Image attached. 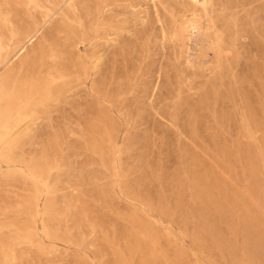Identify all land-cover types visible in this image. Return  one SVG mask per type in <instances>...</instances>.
Here are the masks:
<instances>
[{
    "label": "rangeland",
    "instance_id": "374dc122",
    "mask_svg": "<svg viewBox=\"0 0 264 264\" xmlns=\"http://www.w3.org/2000/svg\"><path fill=\"white\" fill-rule=\"evenodd\" d=\"M0 264H264V0H0Z\"/></svg>",
    "mask_w": 264,
    "mask_h": 264
},
{
    "label": "bare ground",
    "instance_id": "6f19581e",
    "mask_svg": "<svg viewBox=\"0 0 264 264\" xmlns=\"http://www.w3.org/2000/svg\"><path fill=\"white\" fill-rule=\"evenodd\" d=\"M192 21V20H191ZM193 22V21H192ZM192 27H193V31L194 32H196V30L198 29L197 28V26H195L193 23H192ZM189 28H191V27H189ZM195 35V34H194ZM191 39V38H190ZM199 43V42H198ZM190 45V44H189ZM196 55V54H195ZM200 60V59H199ZM191 62H195L194 60L193 61H191ZM202 62V60L199 62V63H201Z\"/></svg>",
    "mask_w": 264,
    "mask_h": 264
}]
</instances>
